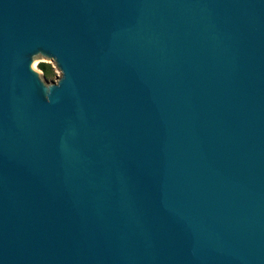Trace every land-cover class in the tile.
<instances>
[{"label": "water", "instance_id": "95a60500", "mask_svg": "<svg viewBox=\"0 0 264 264\" xmlns=\"http://www.w3.org/2000/svg\"><path fill=\"white\" fill-rule=\"evenodd\" d=\"M0 264H264V0H0Z\"/></svg>", "mask_w": 264, "mask_h": 264}, {"label": "clouds", "instance_id": "9594fccd", "mask_svg": "<svg viewBox=\"0 0 264 264\" xmlns=\"http://www.w3.org/2000/svg\"><path fill=\"white\" fill-rule=\"evenodd\" d=\"M38 56H42L46 63L51 64L52 68L55 69L57 78H46L45 77L44 71L37 66ZM29 68L33 73L36 74L39 81L48 90H51L54 86L59 87L61 84V81L65 78V71L60 66L57 57L54 55H47L43 51H37L32 55ZM45 99L51 102V96L48 93L45 94Z\"/></svg>", "mask_w": 264, "mask_h": 264}, {"label": "rangeland", "instance_id": "374dc122", "mask_svg": "<svg viewBox=\"0 0 264 264\" xmlns=\"http://www.w3.org/2000/svg\"><path fill=\"white\" fill-rule=\"evenodd\" d=\"M41 63H45V64H47V65H49V67H50V72H51V74L48 76V78H57L56 77V73H55V69H53L52 68V66H51V64H49V63H46L45 62V60L43 59V58H37V66L40 68V64ZM47 78V77H46Z\"/></svg>", "mask_w": 264, "mask_h": 264}, {"label": "trees", "instance_id": "16d2710c", "mask_svg": "<svg viewBox=\"0 0 264 264\" xmlns=\"http://www.w3.org/2000/svg\"><path fill=\"white\" fill-rule=\"evenodd\" d=\"M40 69L44 71L45 77L48 78V76L51 74L49 65L45 63L40 64Z\"/></svg>", "mask_w": 264, "mask_h": 264}]
</instances>
